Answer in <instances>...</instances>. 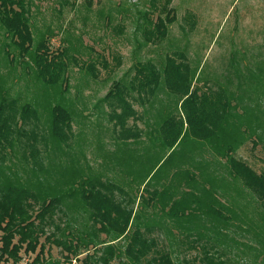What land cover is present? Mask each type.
<instances>
[{
  "label": "rangeland",
  "instance_id": "rangeland-1",
  "mask_svg": "<svg viewBox=\"0 0 264 264\" xmlns=\"http://www.w3.org/2000/svg\"><path fill=\"white\" fill-rule=\"evenodd\" d=\"M87 1L78 0L71 5L72 0H69L68 4L63 5L60 0H32L30 28L35 42L47 36L53 50L65 49L68 77L63 84L59 82L50 86L40 80L34 71L32 51L30 57L22 59L17 48L0 30V104L6 97L16 100L20 106L30 104L35 109L37 121H33L34 125L27 129L37 127L39 135L48 142L46 147L39 146L43 158L40 177L45 183V190L52 186L56 195L75 190L77 201H80V182L84 179L108 181V176L112 175L114 183L131 187L139 186L147 177L155 185L174 181L177 195L186 202L185 213H179L176 218H196V223L189 227L195 230H184L183 233L188 235L201 231L206 238H216L212 244L217 245L216 251L222 242L227 241L232 247L231 254L244 252L239 255L240 264H264V246L259 248L253 233L243 234L242 237L238 227L231 229V226L224 232L217 226L210 228L211 216L202 213L201 203H208L207 206L221 215L228 211L224 206L230 205L232 213L235 211L242 219H248L252 226L255 223L263 224L258 236L264 240V211L241 179L233 175L228 163L223 165L225 160L230 159L229 156L219 158L214 150L208 151L207 146L202 144L196 148L192 138L168 151L159 138H153L151 143L143 145L139 155L132 153L128 157L133 165L139 167L138 171L125 174L122 162L127 156L123 155L122 150L113 153V123L108 119L107 105L102 103L114 81L128 80L137 61H151L162 71L166 53L183 52L191 67L200 70L195 85L207 83L212 88L221 85L236 94V88L242 84L244 98L248 97L245 105H253L257 121L254 123L249 114L243 117V122L236 121L238 110L234 105L236 102L232 103L230 119L234 123L233 128L238 131L245 124L246 133L239 136L240 142L230 156H241L256 169L264 170V0H172L170 7L176 18L169 26L166 38L160 43L141 46L144 23L141 16L151 12L150 18L155 20L158 15V11L153 12L150 0H90V7H87ZM162 2L158 0L155 3L157 10ZM188 14L195 17L193 28L185 21ZM5 47L14 57L12 62L5 56ZM69 56L75 59L72 61ZM102 59L107 62L106 68L100 64ZM232 61L234 64L230 63ZM90 63L96 66L92 71L82 68ZM260 65L263 71H259L256 74L258 77L253 79L250 71L255 72ZM237 72H240L239 79L235 76ZM161 94L164 98V92ZM165 94L168 102L164 105V111L155 112L158 120L151 130L157 129L162 120L176 112L175 98L167 92ZM55 105L68 109L72 117L73 136L69 146H61V151L53 148V141L49 137L51 109ZM249 137H256L258 144L254 146L250 143ZM19 157L9 153L6 160H0V174H6L12 180L27 178L29 163ZM112 159L117 162L115 168L109 164ZM61 171L64 176L59 178ZM55 172L58 180L56 186L54 175H49ZM29 181L36 182L34 179ZM192 199L197 201L192 203ZM77 208L62 206L63 213L58 214V223L63 230L67 228L66 233L71 231L72 238L79 237H73V232L81 229L76 225L80 226L83 213ZM239 218L237 224L242 223ZM170 222L172 225L173 222ZM220 231L218 238L216 233ZM50 232H53V228L47 229V233ZM159 233L163 234L164 230ZM89 238L84 237V240L96 242L98 237L90 235ZM105 238L110 242L113 239ZM40 242L44 243V236ZM242 242L249 250L240 245ZM234 244L237 245L235 248ZM44 247L45 261L60 264H82L85 254L93 253L92 248L81 249L84 253L78 259L64 262L65 252L60 247L54 243H44ZM189 255L194 256L193 252ZM20 256L18 264H30L35 254H25L22 250Z\"/></svg>",
  "mask_w": 264,
  "mask_h": 264
},
{
  "label": "trees",
  "instance_id": "trees-1",
  "mask_svg": "<svg viewBox=\"0 0 264 264\" xmlns=\"http://www.w3.org/2000/svg\"><path fill=\"white\" fill-rule=\"evenodd\" d=\"M77 1L72 0L71 5ZM157 1L150 0L153 12L158 11L155 20H151V12H145L141 16L144 23L143 42L139 43L140 46L160 43L166 38L169 26L175 21L176 17L170 7L172 0H160L163 2L158 10L155 7ZM60 2L65 5L69 0ZM31 4L32 0H0V30L17 48L22 59L28 57L32 51L34 71L40 80L50 86L59 82L63 84L68 77L65 49L53 50L47 36L35 42L30 28ZM90 6L91 1L88 0L87 7ZM194 18L193 14L185 16L190 28L194 26ZM46 29L52 33L50 28ZM4 49L5 56L12 62L14 57L8 48ZM169 54L165 55L162 71L151 61H137L128 80L114 81L103 97L102 103L108 108V119L113 123V153L122 150L123 155L127 156L123 161H128L132 153L139 155L143 145L151 143L153 138H159L168 151L192 138L196 148H200L202 144L207 146L208 151L214 150L219 158L230 157L223 165L228 163L233 175L241 179L244 187L252 193L257 205L264 211L263 168L256 169L241 156H230L240 142L239 136L246 133L243 127L245 124L238 129L240 134L233 128L234 123L230 119L232 103L236 102L234 105L238 110L236 121L243 122V117L248 114L251 117L252 113L241 105L245 96L242 84L236 88V94L221 85L216 88L207 83L195 85L200 70L191 67L183 52ZM69 57L72 61L75 59ZM230 63L234 64V61ZM100 64L103 68L107 67L105 59ZM95 67L93 63L82 66L90 71ZM259 71H263L261 65L255 68V72L250 71L253 79L258 77L256 74ZM238 74L240 72L235 76L239 79ZM161 92H164V98ZM165 92L175 98L176 112L162 120L157 129L151 130L158 120L155 112L164 111V105L168 102ZM247 100L248 97L246 102ZM241 108L246 114H240ZM158 115L161 116V113ZM33 121L36 123L37 114L30 104L20 106L16 100L3 98V103L0 104V160H6L9 153L20 155L22 161L29 163V173L22 180H12L6 174H0V263L3 261V264H18L21 261L20 252L23 250L25 254H35L30 264H60L44 259V243H54L65 252L64 262L78 259L84 253L81 249L85 251L86 248H92L93 253L85 254L82 264H111L113 261L117 264H240L238 258L244 252L231 254L232 247L227 241L222 242L216 251L217 245H212L216 238H206L203 232L197 230V234L183 233L184 230H195L189 227L196 223V218H176L179 213H185L186 202L177 195L174 181L155 185L147 177L139 186L131 187L114 183L112 175L108 176L112 181L84 179L80 182V201H77L75 190H68L61 195L54 194L52 186L45 190V183L40 177L43 158L39 146L46 147L48 142L39 135L37 127L27 129L34 125ZM49 131L56 151H61V146H69L73 128L68 109L60 105L52 107ZM249 138L248 141L254 146L258 144L256 137ZM109 164L115 168L117 162L112 159ZM138 169V166L132 164L125 168L124 173L134 174L133 171L137 172ZM49 175H54L56 186L57 172ZM63 176L61 171L59 178ZM29 179L36 182H30ZM137 199L140 209H148L156 204L165 217L158 218L159 221L153 224H142L140 218H134ZM196 201L192 199V203ZM207 204L201 203V208L202 213L211 216L210 228L217 226L223 231L231 226V229L238 227L242 231V237L243 234L253 233L259 248L264 246V240L258 236L260 229L263 230V224L255 223L252 226L248 219H242L235 211L232 213L230 205L224 206L228 211L225 209V213L221 215ZM62 206L71 209L78 206L76 210L83 213L80 226L76 225L81 229H75V234L73 232V237H79L72 238L71 231L66 233L67 228L63 230L60 222L58 223V214L63 213ZM238 217L241 224L236 223ZM149 224L151 225L148 226ZM51 228L53 232L47 233V229ZM156 228L158 231L164 230V233H155ZM220 234L221 231L216 236L220 238ZM90 235L98 237L97 241L84 240V237L90 239ZM42 236L44 243L40 242ZM105 237L113 239L110 242ZM123 238L124 242L120 243ZM116 243L120 244L115 246ZM240 245L246 246L245 242ZM236 246L233 245L234 248ZM245 249L249 250L247 247ZM191 252L194 254L192 257L189 255ZM177 255L180 258L174 259Z\"/></svg>",
  "mask_w": 264,
  "mask_h": 264
},
{
  "label": "crops",
  "instance_id": "crops-1",
  "mask_svg": "<svg viewBox=\"0 0 264 264\" xmlns=\"http://www.w3.org/2000/svg\"><path fill=\"white\" fill-rule=\"evenodd\" d=\"M244 97V96H243ZM246 102V98H244V101L242 102L241 105H243L244 108H246L247 110L251 111V120L255 123L257 121V116L255 115V108H253V105H245ZM240 114L243 115L244 110L241 108L239 110ZM132 163L128 160V161H123L122 162V169L125 170V168L128 166H131ZM131 169V168H130ZM156 204H152V206L148 209L139 208L138 205V199L136 200L135 206H134V218H140V222L142 224H146V223H151L153 224L156 221H159L158 218H164V213L161 210L160 207H156ZM162 221V220H161ZM151 224H149L148 226H150ZM156 227V226H155ZM155 233H159L158 229L156 228Z\"/></svg>",
  "mask_w": 264,
  "mask_h": 264
}]
</instances>
